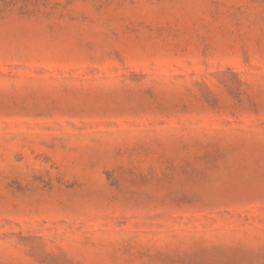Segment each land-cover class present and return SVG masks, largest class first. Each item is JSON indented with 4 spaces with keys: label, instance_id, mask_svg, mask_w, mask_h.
<instances>
[{
    "label": "rangeland",
    "instance_id": "374dc122",
    "mask_svg": "<svg viewBox=\"0 0 264 264\" xmlns=\"http://www.w3.org/2000/svg\"><path fill=\"white\" fill-rule=\"evenodd\" d=\"M0 264H264V0H0Z\"/></svg>",
    "mask_w": 264,
    "mask_h": 264
}]
</instances>
